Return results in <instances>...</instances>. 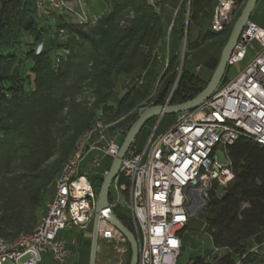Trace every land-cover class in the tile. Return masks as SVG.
<instances>
[{"label":"trees","instance_id":"trees-1","mask_svg":"<svg viewBox=\"0 0 264 264\" xmlns=\"http://www.w3.org/2000/svg\"><path fill=\"white\" fill-rule=\"evenodd\" d=\"M35 1L0 0V239L8 241L34 229L62 165L99 113L111 116L110 121L127 117V133L139 109L189 101L209 80L185 70L187 53L179 72L176 54L146 88H127L115 106L110 104L118 80H140L163 51L167 29L149 0H103L106 11L85 28L59 20L64 42L55 32L46 49L26 52L30 65L22 77L16 73L21 59L13 49L23 41L41 42L46 28L36 18ZM245 2L239 0L223 32L209 29L195 45L217 40L223 47ZM214 6L215 0H190L188 27H198L205 13L211 20ZM4 48L9 51L3 53ZM58 48L66 55L54 68ZM229 159L234 180L224 188L213 186L205 211L206 233L221 256L212 261L198 256L193 264H264V147L239 140L230 147ZM93 181L98 192L102 179ZM114 211L133 235L127 216Z\"/></svg>","mask_w":264,"mask_h":264},{"label":"built area","instance_id":"built-area-1","mask_svg":"<svg viewBox=\"0 0 264 264\" xmlns=\"http://www.w3.org/2000/svg\"><path fill=\"white\" fill-rule=\"evenodd\" d=\"M237 9L235 0H215L210 31L223 32ZM35 11L41 26L55 29L59 43L66 35L58 28L59 20L85 28L99 19L89 13L84 0H36ZM171 29L172 25L166 40ZM252 42L261 51L243 70L220 83L198 108L179 114L166 131L152 135L143 150L132 145L121 160L109 189V205L113 213L114 209H127L125 216L138 247L137 264H177L181 233L189 219L206 211L214 185L224 188L234 180L230 147L239 140L264 147L263 29L251 21L246 24L228 66H238L253 49ZM65 55L62 48L54 52V68ZM114 125L98 114L62 165L53 183L54 197L44 204L34 229L13 240L0 239V264H40L43 255L51 256V264L70 263L71 250L60 233L73 228L86 230L93 223L97 204L94 181L81 173V167L88 161L94 177L104 178L105 158L114 159L120 147L108 134ZM120 133H126V127L116 134ZM103 221L107 220L101 215L99 225Z\"/></svg>","mask_w":264,"mask_h":264},{"label":"rangeland","instance_id":"rangeland-1","mask_svg":"<svg viewBox=\"0 0 264 264\" xmlns=\"http://www.w3.org/2000/svg\"><path fill=\"white\" fill-rule=\"evenodd\" d=\"M84 1L88 7H90V5L93 6L95 3L94 0ZM189 9L190 2L185 0L182 6V12L176 14L168 24V28L172 25L168 42H165L163 51L156 57L158 60L154 59L149 68L141 75V80L145 85L142 87L139 86V79L134 77L130 79H119L110 99L111 105H116L119 102L123 89H132L135 87L138 92L146 88L155 75L159 78L164 72L167 58L176 54L180 59L179 72L182 67L184 54L187 53L184 63L185 70L194 73L203 80H207L209 74H213L219 62L223 47L221 44L219 45L218 43H215L217 40L204 43L199 40L197 45L200 46L195 45L199 37H202L209 31L210 17L208 13H205L198 27L193 23H191L188 27L187 15L189 14ZM54 33L55 29L51 27L49 30H44L43 40L38 42L36 45L33 46L32 41L27 40L23 41L20 46L13 49V51L19 55L18 60L21 59L16 66V73L20 74L22 77H25L28 74L30 61L25 59L26 52L34 51L35 53H39L40 51L46 49L50 44V40L54 38ZM251 46L253 49H249L246 58L239 63L238 66H227L224 77H235L239 70H243L245 66L254 58L255 53H259L261 51L260 46L256 42H252ZM7 51H9L7 48L2 50L3 53ZM196 66H199L200 70L197 68V71H195ZM156 82L150 84V90L152 93H154L156 89ZM145 104L146 103H142L141 105ZM109 119H111V116L103 117L105 122H111L115 125L110 129L108 134L115 137L116 144L120 146L124 140L125 134L120 133L117 135L116 133L120 132L126 126L128 119L125 117V119L121 121L116 120V122L110 121ZM177 119L178 115H164L160 118L155 117L150 119L142 127L133 145L138 150H143L152 135L163 133L169 127L174 125ZM218 158L221 160L220 156ZM112 160L113 159L109 157L105 158L103 168L109 169ZM81 173H85L91 180H94L95 178L94 173L88 170V161H86L81 167ZM54 194L55 189L52 186V188L48 191L47 201H51ZM126 210L127 209L118 210V212H120V214L127 215ZM114 214L117 216L115 211ZM205 220L206 212H200L189 219L187 228L181 233L183 248L177 259V264H193V259L198 256L206 257L208 261H212L214 256H221V251H215L212 246V242L206 233ZM92 229L93 223H91L84 231H81L78 228H73L71 231H63L60 233L61 238L65 239L69 244V248L71 250V264H89ZM130 258L131 250L123 236L107 221L100 222L97 233L95 264H130ZM261 259L262 257L259 256L256 258V261ZM40 264H51V256L43 255L42 262Z\"/></svg>","mask_w":264,"mask_h":264},{"label":"water","instance_id":"water-1","mask_svg":"<svg viewBox=\"0 0 264 264\" xmlns=\"http://www.w3.org/2000/svg\"><path fill=\"white\" fill-rule=\"evenodd\" d=\"M258 0H246L239 16L234 22L228 39L221 51L219 62L211 75L205 88L194 98L184 103L177 105H151L139 109L136 120L129 127L123 142L121 143L116 157L107 170L106 175L102 179L101 186L97 193V204L95 208V216L93 220L91 250L89 264H95L96 249H97V233L99 226V217L102 215L125 239L131 250L130 264H137L138 247L134 236L121 224L115 214L110 210L109 205V189L114 180L117 178L121 160L126 155L127 151L133 145L137 135L141 131L145 123L152 118H160L164 115H179L181 113L193 111L198 108L204 101L209 99L215 90L219 87L228 66L229 59L234 51L239 37L250 21L251 13L253 12ZM237 3V2H236ZM238 4V3H237ZM175 86V85H174Z\"/></svg>","mask_w":264,"mask_h":264},{"label":"crops","instance_id":"crops-1","mask_svg":"<svg viewBox=\"0 0 264 264\" xmlns=\"http://www.w3.org/2000/svg\"><path fill=\"white\" fill-rule=\"evenodd\" d=\"M153 5H155L157 12L161 15L164 25L166 26V29H168V24L173 19V17L178 14L179 12H182V6L185 0H152ZM238 3V7L240 6L239 0H235ZM94 5L88 7L89 13L94 16H101L106 11V6L104 4L103 6V0H94ZM102 8V12H101ZM100 11V12H99ZM213 13V12H212ZM212 16V15H211ZM250 21L257 25L259 28L264 30V0H258L256 3V6L251 13ZM49 23H56V21L50 20ZM51 27H46L44 30H49ZM53 28V27H52ZM42 31V34L44 32ZM169 40V38H168ZM168 40H166L168 42ZM197 68L200 70L199 66H196L195 71H197ZM211 75L209 74L207 80L210 79ZM205 81V80H204ZM209 81V80H208ZM127 92V89H123L121 97ZM120 97V98H121ZM112 106H115L112 104ZM166 131V130H165ZM183 244V243H182ZM183 248V245H182ZM72 260L70 259V262ZM71 264V263H69Z\"/></svg>","mask_w":264,"mask_h":264}]
</instances>
